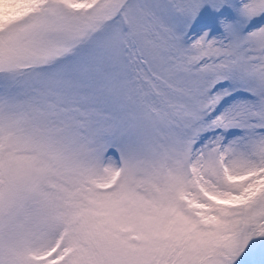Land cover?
Instances as JSON below:
<instances>
[{
  "label": "snow or ice",
  "instance_id": "obj_1",
  "mask_svg": "<svg viewBox=\"0 0 264 264\" xmlns=\"http://www.w3.org/2000/svg\"><path fill=\"white\" fill-rule=\"evenodd\" d=\"M0 264H264V0H0Z\"/></svg>",
  "mask_w": 264,
  "mask_h": 264
}]
</instances>
